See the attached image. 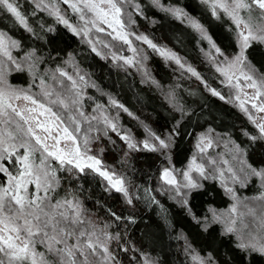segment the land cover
<instances>
[{
  "label": "trees",
  "instance_id": "16d2710c",
  "mask_svg": "<svg viewBox=\"0 0 264 264\" xmlns=\"http://www.w3.org/2000/svg\"><path fill=\"white\" fill-rule=\"evenodd\" d=\"M130 1H118L123 18L129 19L128 28L172 50L183 68L139 43V56L151 77L147 78L141 70L113 60L105 47L106 52L97 55L50 11L37 8L34 0H14L31 31L15 22L9 13L0 11V30L19 45L11 52L13 58L19 63L33 54L32 72L23 61L24 71L6 73L8 84L35 94L41 79L49 83L55 75L67 89L69 80L59 76L57 70L78 71L89 82L81 91V111L88 115L100 107L117 126L113 132L108 125L93 120L77 138L84 149L87 135V152L98 156L105 168L123 179L129 196L109 186L90 168L78 172L66 166L61 170L54 162L59 178L55 199L79 201L97 229L118 237L109 244L115 257L112 264H201L192 260V254L205 264H264V255L238 247L235 233L225 231L222 221L214 218V212L226 210L232 202L216 177L196 176L199 186L185 188L180 195L161 179V171L169 168L177 181H182V173L195 152L196 138L202 133H208L219 147H237L245 165L264 168V138L234 103L213 95L214 90L227 96L228 89L204 55L207 43L195 29L151 0ZM134 2L136 8L132 7ZM159 3L177 6L197 20L220 49L222 58L237 53L235 27L224 12L213 15L200 0ZM59 7L70 21L77 20L67 5L61 2ZM103 38L113 49L123 47L116 40ZM245 56L254 75L264 81V43L251 41ZM188 67L199 74V79L187 71ZM127 132L135 148H129L121 138L120 134ZM156 137L168 146L158 145L153 151L141 144L145 140L155 143ZM234 189L244 206L239 222L246 225V219L253 218L249 209L258 211L262 204L255 198L264 186L259 178L251 177L244 185L234 183ZM252 200H257L255 205Z\"/></svg>",
  "mask_w": 264,
  "mask_h": 264
},
{
  "label": "snow or ice",
  "instance_id": "6c2138e0",
  "mask_svg": "<svg viewBox=\"0 0 264 264\" xmlns=\"http://www.w3.org/2000/svg\"><path fill=\"white\" fill-rule=\"evenodd\" d=\"M159 3V0H153ZM208 2V0H204ZM62 3L80 14V19L85 24L91 23L97 32H105L104 27H100L97 21L107 25L115 32H109L113 40L123 41L131 44L128 34L124 31V22L121 19L122 9L117 0H62ZM37 8L48 9L49 5L44 0H38ZM213 15L217 14V9L222 10L228 15L236 27L240 29V52L235 57L233 64L243 65L245 61V50L251 41L264 43V0H212ZM259 10L258 20L261 23L256 25L253 30L252 12ZM173 15L186 17V14L179 8L164 9ZM0 11L7 12L15 19L19 25L31 31L27 18L19 9V5L14 0H0ZM92 13L95 17L86 20L84 13ZM241 11L248 13L245 19L240 15ZM50 14L56 15L58 21L67 26L73 33L79 34L67 19L60 15L59 8L52 5ZM191 26L205 38L209 39L204 33L203 27L195 20H189ZM88 32L84 31V35ZM137 40L147 43L152 49L159 52L165 58L175 60L182 68L184 65L180 59L166 49H160L151 40L144 36H137ZM92 44V41H88ZM18 43L12 40L3 32H0V56L5 57L12 68L8 67L3 60H0V264H110L115 259L109 244L112 237L103 229H97L84 212L79 201L75 199H55L53 193L59 185L57 168L54 162L59 165L61 170L66 166L78 172H84L85 168L98 171L118 192L127 190L123 187V180L113 179L106 170H100L97 166L101 164L99 159L87 156L88 137L84 136V151L81 150L77 135L81 131V122L78 117H83L84 113L80 109V93L73 91L76 88V81L67 72L58 69L59 76L66 77L71 81V87L64 89V83L57 80L54 75L51 79L53 85H49L44 79L40 80V90L32 93L30 90H21L11 87L6 78V73L10 70L24 71L23 64L18 63L12 56L10 49L18 47ZM109 47L108 44L104 45ZM215 48V45H212ZM220 53L219 48H215ZM92 51L96 52L93 45ZM135 53V49H132ZM100 53L97 52V55ZM115 58V56H114ZM33 54L25 57L27 70H33ZM126 64L133 63L131 58L124 61ZM219 70V69H218ZM193 76L199 79V74L191 67L187 68ZM227 75V73H225ZM248 87L257 88V82L251 75L241 73ZM83 81L84 77H80ZM238 86V84H237ZM213 95L219 93L213 90ZM257 95H261L258 91ZM223 99V97H221ZM23 101V104L16 103ZM113 104L116 102L113 101ZM123 108V105H118ZM256 107V105H253ZM127 111V109H124ZM259 111L264 112V107ZM251 118V117H250ZM85 119H87L85 117ZM95 119V117H93ZM109 124L113 132L117 131L115 123L105 121ZM261 138H264V124H258ZM124 140L129 137L122 136ZM162 148L168 145L164 140L159 139ZM255 139V137L253 138ZM62 141L64 142L62 145ZM70 142V143H69ZM129 148L136 145L129 142ZM209 146H211L209 144ZM200 150L204 149L200 145ZM144 148L155 150L154 146L148 142L144 143ZM38 157V158H37ZM91 161V163H88ZM195 163V161H193ZM215 163V161H211ZM227 163V161H225ZM243 165L238 175L231 168L233 183L244 185L251 177H257L264 186V168L257 169L252 165ZM196 170L201 176L205 175L203 165H197ZM224 173L220 172L223 177ZM171 173L168 169L163 172L166 183L175 184L174 178L168 179ZM187 183L185 187L195 188L199 185L192 180L189 172L184 173ZM226 191L234 192L232 188ZM255 199L264 202V192ZM131 202V201H129ZM232 213L237 212L234 205ZM248 214L256 219L254 209H249ZM236 218L227 221L226 231L229 233L238 232ZM258 227L264 229V215L259 219ZM245 230L246 234H245ZM240 243L238 247L257 252L264 255V235L254 234L248 230V225H243L239 230ZM203 264V262H201Z\"/></svg>",
  "mask_w": 264,
  "mask_h": 264
},
{
  "label": "rangeland",
  "instance_id": "374dc122",
  "mask_svg": "<svg viewBox=\"0 0 264 264\" xmlns=\"http://www.w3.org/2000/svg\"><path fill=\"white\" fill-rule=\"evenodd\" d=\"M34 1L38 2V0H34ZM118 1L123 3L126 0H117V3H118ZM128 1L131 2L130 0H128ZM151 1L157 7H161L163 9H166V8L167 9L179 8L177 6H166L165 7V6H162L160 3L157 4V3H154L153 0H151ZM200 1L205 3L208 6V8L211 10V12L213 13L212 0H208V2H204V0H200ZM61 2H62V0H44V3L49 5V8L47 9L48 11L51 10L52 5H55L56 7H58L59 11H60V15L63 16L65 19H67L69 21V23L74 28L77 29L79 34H76V33L75 34L79 35L80 37H82L84 39V41L87 42L88 44H89L88 41L91 40L92 44H89V46L92 48L93 45H94L96 50H97L96 52H99L102 55V54H104L106 52L105 50H107L108 51V55H110L113 58V60H115L117 62H121V63H123L125 65H129V64H126L124 62L125 59L131 58L133 63L131 65H129V66H132L135 69L141 70L142 73L147 75L146 76L147 78H151L149 73L148 72L146 73V70H145V67H144L145 65H143L144 63H143V61L141 60V58L139 56V47H140L139 43H145V42L142 41V40H137L136 39L137 36H144V37H146V36L144 34L135 33L134 31L129 29L128 27H130L129 26L130 22H129V19L127 17H126V19H124L123 16H121V19L124 22V31L128 34V39L131 41V44L129 45V44L124 43L123 41L116 40L117 42L122 43L123 47L122 48H118V49H113V47L110 46V44H108V42L106 40H104V38H103V36H107L111 40H113L112 36L108 35L109 32H112L111 28H108L107 25H104V24L100 23L99 21H97V24H99L100 27H104L105 28V32H103V33L97 32L96 28L93 27L91 23H88L86 25L85 21H82L80 19V14L74 12L71 8L70 9H71L72 12L75 13L77 20L76 21H72V20L70 21L68 19V17L65 16V14L60 10L59 4ZM132 4H133V6H132L133 8L137 7L135 2L132 3ZM118 5L120 6L119 3H118ZM121 9H122V7H121ZM219 11H222V10L217 9V13ZM167 12H169V11H167ZM169 13L172 16L176 17L177 19H180L181 21L185 22L189 26H191V24L189 23V20H195L194 18H192L189 15H187L185 12L184 13L186 14V17H180V18H178L177 16L173 15L171 12H169ZM127 14H125V15H127ZM84 15H85L86 20H92V19L95 18L92 15V13H89L87 11L84 13ZM122 15H123V9H122ZM240 15L243 16L245 19L248 18V13L247 12L241 11ZM226 16L233 23V25L235 27L236 34H237L238 50H237V53L234 56H232L231 58H228V59L224 58V57L222 58L221 55H220L221 52L220 53L216 52L215 48H217V46L213 43V41L208 36L207 32L205 31V29H204V27L202 25L201 26L204 29V33L206 34L207 37L210 38V40L205 38V36L203 34H201L200 32H198L196 30L195 31L197 32L199 37H201L202 39H204L206 41L207 46L203 50V53L206 56V58L209 61H211V63L214 66V68L220 74L221 81H222L223 85L226 86L227 89H228V92H227L228 95L227 96H225L223 94H220L218 91H215V92L219 93L218 96H221L224 99L230 100L239 109H241L244 112V114L247 116V118L250 120V122L256 127V129L260 133V130L257 127V125L258 124H264V112L259 111L260 107H264V81H263V79H261L258 76L254 75V72L252 71L250 66L247 64L246 56H245V61H244L243 65H236V66L231 67V68L229 67L230 64L234 63L235 57L239 54L241 45H240V37L238 35L240 29H238L236 27L235 23L233 22V20L228 15H226ZM258 16H259V10L254 9L253 12H252V25H253V30L254 31L256 30V25L261 23V21L258 20ZM195 21L197 22V20H195ZM84 31H87L88 34L84 35ZM0 32H2V31L0 30ZM5 35H6V37L10 38L7 34H5ZM112 35L114 36L115 32H112ZM105 44H108L109 47H105L104 46ZM145 44L147 46H149L147 43H145ZM153 44L157 45V47L160 48V49H166L167 51H169L171 53H174L172 50H170L167 47L158 45L156 43H153ZM213 44L215 45V48L212 46ZM103 47H105V50H103ZM132 49L136 50L135 53L132 51ZM12 50H13V48L10 49L11 52H12ZM157 53L159 54V52H157ZM114 56H115V58H114ZM0 60H3L5 62V64H8V67L11 69V65H10L9 62H7L5 57L0 56ZM23 61H25V59ZM23 61H19V63L25 65ZM180 61H181V59H180ZM174 62H175V60H174ZM26 65H27V62H26ZM59 69L67 72L70 76H72V78L76 81V88L73 91L79 92L80 96H82V92L81 91H82L83 86L88 85V83H89L88 81L85 80V78H84L83 81L80 80V77L81 76L84 77V76L82 74H80L78 71L74 73V71L68 72V71L64 70V68H59ZM242 72L247 74V75H251L253 77V79L256 80L258 87L257 88L248 87V84L250 82L246 81L243 78V76L241 75ZM225 73H227V75H225ZM69 82H70L69 83L70 86H68V88L71 87V81H69ZM52 83H54V82L51 81L48 84L49 85H53ZM237 84H238V86H237ZM11 87L16 88L14 86H11ZM16 89H19V88H16ZM64 89H65V86H64ZM21 90H23V89H21ZM258 91L261 93V95H257ZM16 103L23 104V101H18ZM115 104H117V103H115ZM253 105H256V107H253ZM85 117L87 119H85ZM93 117H95V119H93ZM78 119L81 122V130H82V128L83 129L86 128L87 124H89L90 121H93V120L99 121V122L104 123V124H106L105 123L106 120L112 122L107 117V113L100 107H96L92 113H90L88 115L84 114L83 117H78ZM106 125L109 126V124H106ZM120 135H121V137L122 136L129 137V140H127V144H129V142H131V143H133L135 145V142L133 141V139L131 138V136L129 135L128 132L127 133H121ZM155 140H156L155 143L152 142V141H146L145 140V141H142L141 144L144 146V143L148 142L150 145L154 146V148H155L156 146L160 145L159 144V140L158 139H155ZM161 140H163V139H161ZM63 143L64 142L62 141V145H63ZM209 144L211 146H209ZM198 145L203 147V149H204L203 152L200 150V147H198ZM81 150L84 151V149L82 147H81ZM194 150H195L194 154L190 157L189 162L187 164V167L182 173L183 174L182 181L178 182L177 179H176V176L173 173V171L171 169H169V168H165V169H168L170 171V173H171V176L168 177V179L174 178L175 181H176L175 184H170V185L174 189V192L177 195H180L182 193V190H184L185 188H189V187H185V184L187 183V181L185 180L184 173L185 172H189L192 180L197 183V177L196 176H201V175L196 170V166L197 165H203V167L205 169V175L201 176V177H206L207 174H211V175H213V177L217 178V180L221 183V185L223 186V188L225 190H226V188H229V187L232 188L236 198H234L232 193H229L227 191L228 194L230 195L231 201H232L230 206H229V208H227L226 210H224L222 212H216V213L214 212L213 216H214V218L220 219L222 221L225 231H226L227 221L229 219L236 218L238 220V223L236 224L238 232H234V233H235V236L237 238V242L239 244L240 243V239H239L240 232H239V230H241L243 225H244V223L242 221L239 222V218H241L244 215V213L242 214V212H241V209H243L244 206H243V203H242L241 199L235 193L234 183L231 180V173L228 171V169L231 168L234 172H236L238 175H240L241 174L240 173V168H241V165H242L241 161H243L244 164H245V160L243 158V155L240 152V150L237 147H235V146H231V145L227 146V145L224 144V145H222V147L221 146L219 147L218 144H215L213 142V140H211V137L209 136L208 133H202V134H199L197 136ZM86 155L87 156H93L96 159L100 160V158L98 156L92 155L89 152H86ZM202 159H203V161L205 163L202 161ZM193 161H195V163H193ZM211 161H215V163L213 164V163H211ZM225 161H227V163H225ZM88 163H91V161H88ZM97 167L100 170L108 171L110 175L114 174L113 175V179H115V178L122 179L114 171H110L107 168H105L103 166L102 162ZM165 169H163L161 171V179L164 182H166L165 178H163V172H164ZM95 172L99 174L98 171H95ZM220 172L224 173L223 177L220 176ZM101 177L106 181V183L109 186L114 188L109 183V181L107 179H105L103 176H101ZM123 187L126 189L124 183H123ZM263 192H264V189H263ZM121 193H123L125 195L124 192H121ZM125 196L126 197L129 196L128 195V191H127V195H125ZM256 201L257 200H252V203L255 205ZM248 202L251 203L250 200ZM257 202H259V200ZM260 203H262V204L260 205L261 207L260 206L258 207L259 208L258 211L253 208L254 210H256V219L254 220L253 218L252 219L247 218L245 222H246V225H248V230H251L254 234L264 235V229H261V228L258 227L259 219H260V217L262 215H264V202L260 201ZM234 205L237 208V212L236 213H232L231 212V209H232V207ZM246 231L247 230H245V234H246ZM192 260H194L196 262H199V263L203 262L202 259L200 257H198L197 255H195V254H192ZM110 264H112V263L110 262ZM203 264H205V263L203 262Z\"/></svg>",
  "mask_w": 264,
  "mask_h": 264
}]
</instances>
